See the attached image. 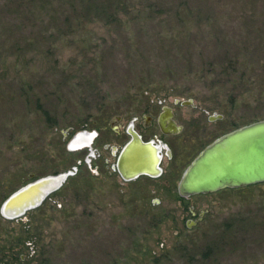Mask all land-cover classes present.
Returning <instances> with one entry per match:
<instances>
[{"label":"rangeland","instance_id":"374dc122","mask_svg":"<svg viewBox=\"0 0 264 264\" xmlns=\"http://www.w3.org/2000/svg\"><path fill=\"white\" fill-rule=\"evenodd\" d=\"M163 103L222 113L214 136L264 118V0H0V204L78 167L0 212V264H264V181L180 199L174 176L124 180L67 148Z\"/></svg>","mask_w":264,"mask_h":264},{"label":"water","instance_id":"95a60500","mask_svg":"<svg viewBox=\"0 0 264 264\" xmlns=\"http://www.w3.org/2000/svg\"><path fill=\"white\" fill-rule=\"evenodd\" d=\"M180 101L181 103L190 102L189 100ZM79 132L88 134L89 141L86 144L91 142L94 131L83 129L76 132L69 140V148H73L70 142ZM134 145L133 141H130L125 147ZM140 145L153 147L151 143H140ZM127 151L122 150L118 160V167L124 178H129L140 171L151 172V167H155L154 164L150 167L136 168L130 174L124 173L122 166L125 163ZM152 151L156 163L157 151ZM76 169L77 166L74 165L61 172L35 177L20 185L1 202V214L6 218H14L40 205ZM261 181H264V118L234 127L209 142L184 168L177 188L180 195L187 196L227 186H246Z\"/></svg>","mask_w":264,"mask_h":264},{"label":"flooded vegetation","instance_id":"af4514ba","mask_svg":"<svg viewBox=\"0 0 264 264\" xmlns=\"http://www.w3.org/2000/svg\"><path fill=\"white\" fill-rule=\"evenodd\" d=\"M178 101L180 100L176 102ZM223 116L222 113L213 112L207 115V119L200 118L199 116L186 118L180 115L179 109H175L171 104L163 103L157 110L142 112L140 117L132 116L125 124L122 121L121 114L113 115L108 124L95 121L93 124L94 134L89 144H86L88 142V134H84L83 132L75 135L70 144L73 147L72 150L83 148L82 150H88L90 157L94 156L96 158L95 171L98 170L97 167L105 165L110 167L111 172H116L124 180H135L140 177L162 178V175L167 174L168 176H164L165 178H163V181L167 184L171 176H174L172 180L174 181L173 185L176 187L178 197L184 199L193 195L183 196L178 192L177 185L184 168L214 138L237 127L236 125L218 133L216 136L212 135V131H214L212 121L214 119L221 120ZM187 119L189 120L191 130L186 122ZM130 141H133L135 145L125 147ZM68 143L67 148L71 149ZM140 143H151L153 147L142 146ZM102 150H110L109 159H112L110 163L108 158L101 152ZM122 150H156L158 157L155 167H151V172L140 171L129 178H124L118 167V160ZM124 165L126 164L124 163L122 168ZM136 167L139 168L141 166L138 165ZM124 173L130 174L126 171ZM210 192L212 191L199 193ZM189 209L191 214L196 216V211L192 207H189ZM200 213H203V211L198 212V217H201Z\"/></svg>","mask_w":264,"mask_h":264},{"label":"bare ground","instance_id":"6f19581e","mask_svg":"<svg viewBox=\"0 0 264 264\" xmlns=\"http://www.w3.org/2000/svg\"><path fill=\"white\" fill-rule=\"evenodd\" d=\"M125 156H126V160H125L126 165H124L123 168L124 171L129 173L132 172L134 169L138 168L136 167L138 165L141 166L139 168H143V167H150L155 164V155L152 150H139V151L128 150Z\"/></svg>","mask_w":264,"mask_h":264}]
</instances>
